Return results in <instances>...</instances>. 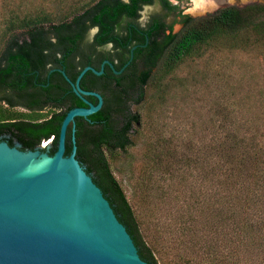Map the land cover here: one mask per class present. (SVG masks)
<instances>
[{
    "label": "trees",
    "instance_id": "1",
    "mask_svg": "<svg viewBox=\"0 0 264 264\" xmlns=\"http://www.w3.org/2000/svg\"><path fill=\"white\" fill-rule=\"evenodd\" d=\"M161 1L166 9H176L169 1ZM151 2L0 0V90L10 74L7 68L34 67L29 61L42 62L49 51L77 55L89 27L99 29L95 43H125L127 39L113 32L114 27L122 18L135 20L142 5ZM125 29L127 32L128 26ZM159 46L158 53V48L152 47L140 72H131L118 89L105 91L104 105L97 113L75 118L76 159L126 228L139 257L148 264H264V142L257 131L259 122L249 120L245 129L229 114L223 117L227 129L215 126L213 136L208 141L203 137L197 148L191 141L185 142L181 154L176 146L162 140L157 125L142 122L140 113L132 111L143 104L151 87L153 101L145 112L148 118L155 102L162 105L164 101V80L185 62L202 59L211 50L264 49V5L223 9L185 22L174 41ZM17 85L13 80L8 87H22ZM75 106L86 107L80 100L72 108ZM217 114L222 117L223 113L217 110ZM10 117L0 107V121ZM49 124L38 127L56 137L57 129L52 132ZM241 129L248 134L241 135ZM133 133L142 135L144 143L142 163L130 171L133 182L128 198L113 175L110 161L120 154L128 157ZM70 135L71 129L69 139ZM194 172L196 181L192 184L189 176ZM155 191L158 204L175 194V203L184 207L176 228L157 229L153 224L150 203Z\"/></svg>",
    "mask_w": 264,
    "mask_h": 264
},
{
    "label": "water",
    "instance_id": "2",
    "mask_svg": "<svg viewBox=\"0 0 264 264\" xmlns=\"http://www.w3.org/2000/svg\"><path fill=\"white\" fill-rule=\"evenodd\" d=\"M87 71L102 73L86 67L72 83L87 107L65 114L52 155L0 142V264H148L76 159L74 120L102 107L99 94L79 88ZM82 96H94L98 103ZM70 124L72 148L65 155Z\"/></svg>",
    "mask_w": 264,
    "mask_h": 264
},
{
    "label": "flooded vegetation",
    "instance_id": "3",
    "mask_svg": "<svg viewBox=\"0 0 264 264\" xmlns=\"http://www.w3.org/2000/svg\"><path fill=\"white\" fill-rule=\"evenodd\" d=\"M167 1L176 9L168 10L162 1L158 0L159 12H149L146 19H141L142 10L146 6H151L152 0L151 3L142 5L135 20L120 19L113 32L122 33L123 38L127 39L125 43L118 40L104 44L95 43L98 32L89 42L90 30L97 27L93 26L87 29L84 38L79 42L77 55L73 56L66 51H49L42 62L29 61L34 67L7 68L10 74L4 78L5 87L3 86L0 90V107L12 117L0 121V142H5L8 146L16 147L20 151L41 149V152L52 155L57 148L59 129L65 114L73 109V103H78V100L86 106L72 88V83H75L84 68L92 67L97 72L102 71L100 75L87 71L79 81V88L82 91L99 94L103 106L105 91L118 89L129 80L128 75L131 72H140L152 47L158 48L159 45L165 46L166 43L174 41L183 30L185 22L207 18L223 9H245L252 5H259L249 3L240 7L237 3L232 4L233 0H215L214 5L206 0ZM242 1L250 0H236L238 3ZM108 44L112 45L110 51L98 50ZM158 50L159 48L155 53H158ZM135 52L138 53L137 57ZM80 63L83 67L77 66ZM13 80L18 82L17 86L22 87L9 88L8 85ZM82 97L93 105L98 103V99L94 96ZM79 107L83 106H75V108ZM47 122L50 123L48 126L52 132L53 129H57L56 137H54L55 134L49 137L47 130L38 127ZM69 129L72 134V124L67 127L65 152L69 145H72ZM56 138L57 141H55ZM44 142L47 143L45 146L42 145Z\"/></svg>",
    "mask_w": 264,
    "mask_h": 264
},
{
    "label": "rangeland",
    "instance_id": "4",
    "mask_svg": "<svg viewBox=\"0 0 264 264\" xmlns=\"http://www.w3.org/2000/svg\"><path fill=\"white\" fill-rule=\"evenodd\" d=\"M233 3L240 7L249 3L264 5V0L241 3L233 0ZM145 8L141 12V19H145L143 17H147L149 12H159L158 0H153L148 7L149 11L145 12ZM163 86L166 90L164 101L162 105L155 102L156 106L149 111L148 118L145 112L153 101L149 96L153 93L151 87L147 88L143 104L132 107V111L140 113L142 122L149 120L151 126L157 125L162 140L176 146L180 153L184 150L185 142L191 141L197 148L203 137L208 141L214 134L215 126L227 129L223 117L229 114L245 129L247 121H258L260 131H257L264 142V49L211 50L202 59L183 63L172 77L164 80ZM217 110L223 113L222 117L216 115ZM253 131L249 133L253 134ZM240 132L243 136L248 134L244 129ZM141 136L134 133L131 136L133 146L127 150L128 157L120 154L110 161L113 175L128 198L131 196L130 182H133L130 171L132 167L138 169L142 163L144 138ZM194 175L195 172L189 176L192 184L196 181ZM166 184L174 185L172 181H166ZM178 189L185 194L182 187L178 186ZM155 194L156 191L150 203L154 211L153 224L157 229H162L161 226L176 228L180 222L179 217L184 214V207L175 203L172 198L175 194L166 196L162 204H158Z\"/></svg>",
    "mask_w": 264,
    "mask_h": 264
},
{
    "label": "clouds",
    "instance_id": "5",
    "mask_svg": "<svg viewBox=\"0 0 264 264\" xmlns=\"http://www.w3.org/2000/svg\"><path fill=\"white\" fill-rule=\"evenodd\" d=\"M206 2L208 3H211V4H215V0H206ZM150 9L146 6L145 8V12L149 11ZM146 19V17H143ZM143 26V25H142ZM98 32V28L97 27H93L91 30H90V33L88 35V41L91 42L92 41V38L93 36ZM53 42H55V38L53 37L52 38ZM112 49V45L111 44H108L107 46H104L98 50H111Z\"/></svg>",
    "mask_w": 264,
    "mask_h": 264
},
{
    "label": "built area",
    "instance_id": "6",
    "mask_svg": "<svg viewBox=\"0 0 264 264\" xmlns=\"http://www.w3.org/2000/svg\"><path fill=\"white\" fill-rule=\"evenodd\" d=\"M46 144H47L46 142L42 143L43 146H45Z\"/></svg>",
    "mask_w": 264,
    "mask_h": 264
}]
</instances>
